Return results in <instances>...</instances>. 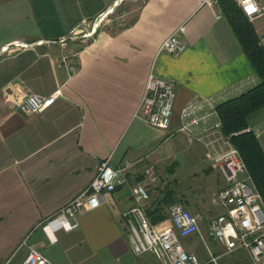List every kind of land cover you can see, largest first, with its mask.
Wrapping results in <instances>:
<instances>
[{
	"label": "crops",
	"instance_id": "1",
	"mask_svg": "<svg viewBox=\"0 0 264 264\" xmlns=\"http://www.w3.org/2000/svg\"><path fill=\"white\" fill-rule=\"evenodd\" d=\"M255 1L264 8V0ZM112 12L118 16L85 42L68 41V48L57 43ZM251 23L264 48V16ZM175 31L185 51L159 53L162 41ZM10 43L20 48L4 54ZM150 72L175 83L167 129L135 114ZM258 84L222 9L216 18L199 0H139L135 6L130 0H0V264H19L28 247L53 264H135L141 255L131 254L122 218L135 206L134 187L142 185L156 195L159 189L148 185L151 178L164 190L176 180H169L176 165L190 175L201 165V173H210L211 167L203 168L212 163L213 152L226 144L233 147L215 128L217 111L190 133L181 131L183 107L212 99L216 108ZM55 92L60 96L38 114L18 109L30 94ZM246 125L264 153V106L246 117ZM107 159L115 169L130 164L125 183L99 207L81 211L75 230L43 228ZM223 186L208 203L202 195L201 203L181 193L174 197L199 226L204 211L221 214L211 199ZM168 208L167 217L152 226L168 220Z\"/></svg>",
	"mask_w": 264,
	"mask_h": 264
},
{
	"label": "built area",
	"instance_id": "2",
	"mask_svg": "<svg viewBox=\"0 0 264 264\" xmlns=\"http://www.w3.org/2000/svg\"><path fill=\"white\" fill-rule=\"evenodd\" d=\"M234 1L249 22L264 16V8L255 0ZM199 4L215 11L216 18L221 17L218 0H199ZM101 20L99 18L94 21L90 29L71 31L68 40L62 39L57 43L63 48H68V41L85 42L92 37ZM17 48H20L19 43H10L2 52L7 54ZM184 51L185 44L175 31L162 41L158 52L179 56ZM72 53L70 50L69 54ZM59 96L58 92L46 97L30 94L18 104V109L25 115L38 114L51 106ZM174 101V81L159 78L150 72L135 114L152 127L167 129L173 115ZM205 109L209 112L204 116H195L196 112ZM215 111L212 99L187 104L180 114V130L190 133L191 127ZM215 128L220 129V124L217 123ZM224 143L226 144L227 140H224ZM210 160L221 173L225 183L212 199V203L219 204L224 212L209 221L207 235L223 248V252L213 256V252L205 244L208 258L201 261L194 252L185 250L181 242L183 239L194 234L203 243L204 239L197 218L181 204L170 205L168 220L152 226L141 206L148 199L147 190L142 185H136L133 189L135 206L122 214L131 254L140 256L150 253L167 264H219L221 257L242 251L250 264H264V205L237 149L226 144V148L214 151ZM129 167L130 164L126 162L122 167L115 169L110 159L101 163L89 185L53 217L45 220L43 228L55 225L65 231L75 230L78 227L77 215L83 210L99 207L106 195L122 186L125 183L124 172ZM19 264L53 263L38 250L28 247L26 256Z\"/></svg>",
	"mask_w": 264,
	"mask_h": 264
},
{
	"label": "trees",
	"instance_id": "3",
	"mask_svg": "<svg viewBox=\"0 0 264 264\" xmlns=\"http://www.w3.org/2000/svg\"><path fill=\"white\" fill-rule=\"evenodd\" d=\"M222 14L248 60L259 84L216 107L220 131L238 150L251 182L264 205V153L251 131H247L246 117L264 106V48L251 22L234 0H218ZM236 133V134H235ZM142 203L145 217L151 225L164 220L166 209L176 203L174 191L165 187Z\"/></svg>",
	"mask_w": 264,
	"mask_h": 264
},
{
	"label": "rangeland",
	"instance_id": "4",
	"mask_svg": "<svg viewBox=\"0 0 264 264\" xmlns=\"http://www.w3.org/2000/svg\"><path fill=\"white\" fill-rule=\"evenodd\" d=\"M130 1H133V6H135L136 2H138L139 0H130ZM115 16H118V14L116 15V12H112L110 14H107L106 16L99 17L100 19H102L101 23L99 24V27H102L107 22L108 23L112 22L111 20L112 18H115ZM176 166H174L171 169V172L173 170L175 171L174 175L169 176V180H174V179L176 180L170 181V184H167V185L169 186V188H171L174 191L177 197L181 193V196L182 197L184 196L189 202L201 203V200L204 199L203 197H205L206 203H208L210 198L215 194L216 190L220 188L224 183V181L222 180V177L219 174L218 169L213 165V163L208 162L206 164V167L204 166L203 169L205 170V172H207L206 170L209 167L212 168L210 169V173H207V174L201 173L202 165L200 168L198 167V168L190 169V173L194 175H190L189 173L186 174L184 168L178 169V167L176 168ZM217 173L220 177L216 175ZM178 181L180 183H178ZM152 183H153V180L151 178V181L150 183H148V185H149V188L152 189L153 191L158 190V189L160 190V187L163 186L161 185V182L159 184L157 182H154L153 184L156 187H154ZM153 195H155V193ZM201 195L203 196L202 199H201ZM148 196H149V193H148ZM212 199H211V204L213 205V207L216 208L218 212L223 213L224 210L222 209V207L219 204L218 205L213 204ZM209 213H211L212 215H210ZM214 214L216 215V213L211 212V210H206L201 215L202 220H200L199 222V228L201 230L204 243L200 240L198 236H194L193 239H190L188 243H185L187 241H181L185 250L194 252L198 256L199 260L201 261H204L208 258L207 253L205 251V244L213 252L214 254L213 256L221 254L223 252V248H221L216 243V241H214L212 238H210L209 235H207L208 231H205L208 221H210L212 217L214 218ZM136 259L137 261H135L136 262L135 264H143V263L144 264H161V262L157 261L150 253L142 254L139 258H136ZM219 264H250V263L248 259L246 258V254L244 252L236 251L230 255L221 257L219 259Z\"/></svg>",
	"mask_w": 264,
	"mask_h": 264
}]
</instances>
